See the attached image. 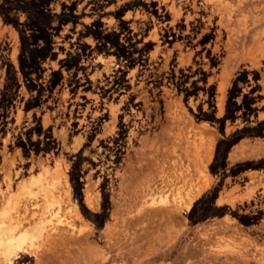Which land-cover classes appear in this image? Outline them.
<instances>
[{
  "label": "rangeland",
  "instance_id": "374dc122",
  "mask_svg": "<svg viewBox=\"0 0 264 264\" xmlns=\"http://www.w3.org/2000/svg\"><path fill=\"white\" fill-rule=\"evenodd\" d=\"M1 209L0 264H264V0H0Z\"/></svg>",
  "mask_w": 264,
  "mask_h": 264
},
{
  "label": "bare ground",
  "instance_id": "6f19581e",
  "mask_svg": "<svg viewBox=\"0 0 264 264\" xmlns=\"http://www.w3.org/2000/svg\"><path fill=\"white\" fill-rule=\"evenodd\" d=\"M54 202H55V199L53 200V203ZM47 204H49V203H47ZM8 216H9V211H5L2 209L0 210V217L2 220H3V218L5 220V218ZM10 220L7 221V223L3 222V221L0 223V252H2V254L5 256L7 263H10L11 257H14L16 255L15 253L17 250L22 249V245L24 243H26V245H27V243L30 242L31 246L35 244L34 242L37 241L36 239L39 236H41V234H42V231H43V225L42 224H44L42 222L41 223L39 222L35 225L34 228H31V229H24L23 228V229H21L18 226V224H19L18 222H17L18 224L17 223L11 224ZM39 221H41V220H39ZM42 221H44V220H42ZM33 226H34V224H33ZM34 240H36V241H34Z\"/></svg>",
  "mask_w": 264,
  "mask_h": 264
}]
</instances>
